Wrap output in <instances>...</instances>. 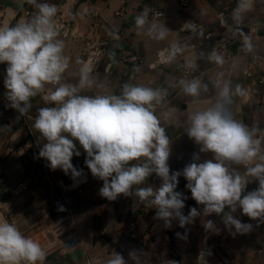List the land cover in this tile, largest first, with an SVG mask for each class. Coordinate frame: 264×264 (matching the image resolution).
Listing matches in <instances>:
<instances>
[{"label":"crops","instance_id":"1","mask_svg":"<svg viewBox=\"0 0 264 264\" xmlns=\"http://www.w3.org/2000/svg\"><path fill=\"white\" fill-rule=\"evenodd\" d=\"M58 7L57 27L60 38L65 41V54L70 57L67 82L78 80L80 64L88 63L92 75L103 85L84 94L92 95L99 91L119 94L124 83L149 86L166 90L172 87L171 102L157 109L162 126L172 141V154L168 161L171 171H182L193 162V154L198 153L200 162L211 159V153H200L199 146L185 132L188 116L203 109L216 99L214 83L217 80L230 81L233 87L240 84L246 95L235 97L231 106L235 118L248 126H256L264 133V108L260 99L264 84L258 81L262 75L264 62V0H257L250 14L244 15L237 23L232 19V11L237 0H189L187 7L181 0H46ZM150 8L149 18L157 24H165L171 31L165 41H154L146 33H138L135 18L145 7ZM26 11L31 12L29 15ZM36 9L27 0H0V26H12L19 20L29 19ZM196 24L193 31L191 25ZM256 24L258 34L253 41L252 52L261 61L254 62L250 54L241 50L239 39L247 29ZM202 33V35H201ZM212 35L211 41L204 36ZM185 46L182 54L172 63H165L161 53L166 52L171 43ZM204 44V45H203ZM195 46V48H194ZM217 46L225 49V63L216 65L207 56L210 49ZM101 51V60H94ZM106 52V56L103 54ZM204 56L201 58L200 54ZM137 57L140 61L130 60ZM98 58V57H97ZM194 62L196 67L188 79L200 78L208 85V92H202L197 101L186 96L177 86L183 78L186 63ZM248 65L254 68L253 78L245 76ZM6 63L0 64V188L4 183L16 188L21 182H30L29 188L13 197L12 210L16 225L22 233L32 234L43 227L56 213L71 214L76 222L80 246L71 253L53 257L58 264H105L113 251L121 253L128 264L129 252L139 250L145 264H264V223H258L242 214L238 209L234 216L243 223H251L253 230L233 236L222 222V215L213 214L196 218L194 224L187 225V240L178 238L184 234L178 221L171 228L164 222L154 219L155 208H148L136 196L123 194L116 201H109L99 195L103 181L92 176L85 164L86 153L79 145V157L72 163L83 170L79 180L74 181L63 170H51V177L43 174V165L49 162L39 157V152L25 140V131L31 132L39 146V133L33 127L38 110L52 106L42 95L31 101V109L22 116L17 110L6 107L4 86ZM167 114V116L165 115ZM237 167L243 175V166ZM50 168V167H49ZM162 181L153 174L144 187L158 188ZM187 181L181 175L177 191L188 197L183 212L187 215L192 207L202 212V205L192 199L186 188ZM258 188V181H251L246 191ZM3 198H11L10 193ZM63 207V211L59 209ZM227 210V209H226ZM211 219L218 231H205L202 222ZM234 231V229H233ZM201 252L205 255L201 256Z\"/></svg>","mask_w":264,"mask_h":264},{"label":"clouds","instance_id":"2","mask_svg":"<svg viewBox=\"0 0 264 264\" xmlns=\"http://www.w3.org/2000/svg\"><path fill=\"white\" fill-rule=\"evenodd\" d=\"M27 3L36 9L29 19L0 26V64L7 65L4 95L9 102L6 107L22 116L38 95L52 105L40 108L33 124L39 133L38 141H44L39 157L49 162L51 170L61 169L74 181L79 180L83 170L72 163L74 156L81 155L78 141L86 153L87 168L93 177L103 181L99 189L101 197L109 201H116L121 194L138 197L146 207L156 209L154 219L163 221L165 228L178 221L179 227L186 231L176 235L185 240L186 226L194 224L202 214L222 215L223 224L233 236L253 230L251 223H243L234 216L238 209L250 219L264 223V133L236 119L231 107L235 97L246 95L242 85L233 87L230 81H215V102L192 112L185 128L188 137L199 146V152L211 153L212 158L200 162V155L194 153L192 163L173 172L168 163L172 141L157 112V106L167 96L166 90L126 82L119 94L99 91L84 94L103 85L83 61H77L81 65L78 80L67 82L71 76L70 57L65 54V41L57 27L58 7L46 0ZM255 4L256 0H237L233 21L239 23ZM149 14L150 8L146 6L137 15V32L146 33L154 41H165L171 31L165 24L150 20ZM184 50L185 46L173 42L161 57L165 63H172ZM242 50L248 53L254 50L250 35L242 36ZM200 56L203 58L204 54ZM207 59L216 65L225 63L215 49ZM177 86L194 102L202 92L209 91L198 77L181 78ZM8 128L3 126L0 132ZM234 165L243 166L244 174ZM153 174L162 181L160 186L144 187ZM181 175L192 199L203 206L202 212L192 207L184 214L188 197L176 190ZM253 180L258 181V188L246 191ZM59 210L64 209L61 206ZM202 225L206 232L218 231L211 219ZM46 256L38 241L23 234L15 223L0 220V264H45ZM129 259L133 264H145L139 250L130 251ZM105 264H128V260L113 251Z\"/></svg>","mask_w":264,"mask_h":264},{"label":"built area","instance_id":"3","mask_svg":"<svg viewBox=\"0 0 264 264\" xmlns=\"http://www.w3.org/2000/svg\"><path fill=\"white\" fill-rule=\"evenodd\" d=\"M180 5L182 7H187L189 5V0H181ZM250 12L251 11L247 12L244 15H248L250 14ZM262 12L264 13V8ZM26 13L29 15L31 12L26 11ZM193 27L197 29L196 24L191 25L192 30H193ZM257 31L258 29H257L256 24H253L247 29L245 34L250 35L252 38V41H254L258 34ZM204 39L205 41H211L212 35L207 34L204 36ZM239 43L242 49V37L239 39ZM214 49L219 54H224L225 52V49L219 46H217ZM214 49H210V52H212ZM241 51L244 54H250L254 62L261 61L259 55H257L256 53L254 52L248 53L243 50ZM101 53H102L101 51H98V53L96 54V58L94 60L99 62L101 60ZM103 56H106V52L103 54ZM130 60L140 61L138 60L137 57H131ZM188 64L190 66L183 67L184 68V74H183L184 79H189L192 76L195 70V67H196L194 62H189ZM261 66H262V69H261L262 75L258 82L260 84H264V62L263 64H261ZM245 76L247 78H253L254 68L252 65L247 66V69L245 70ZM172 90L173 89L171 87L163 103L161 105H158L157 109H159L160 107H166L171 102V96L169 93H171ZM260 105L264 108V93L262 94V97L260 99ZM24 135H25V140L27 144L39 152L40 146L38 142L35 140V138L33 137V135L31 134V132L25 131ZM42 169H43V174L45 176L51 177V170L47 166L46 163L43 165ZM29 186H30V182L28 181L21 182L16 188H11L6 183L2 185V187L0 188V211H1L0 219L1 220H7L10 223L16 224L17 221L14 219L13 215L11 214L15 206L13 197L19 196L21 193L26 191L29 188ZM5 193H10L11 198L8 200H5L3 198V194ZM23 234L38 241L44 247L47 253L45 264H58L57 261H52L51 259H53V257L56 259L58 257H63L64 255L71 253L73 250L77 249L78 246H80V237L77 231L76 222H75L74 217L71 214L65 215L61 213H56L52 218L49 219V221L43 227L37 229V232L34 235H31L28 233H23ZM87 264H92V262L88 261Z\"/></svg>","mask_w":264,"mask_h":264},{"label":"rangeland","instance_id":"4","mask_svg":"<svg viewBox=\"0 0 264 264\" xmlns=\"http://www.w3.org/2000/svg\"><path fill=\"white\" fill-rule=\"evenodd\" d=\"M11 214L13 215V213L11 212ZM10 215V214H9ZM0 217H1V211H0ZM10 217V216H9ZM1 220V219H0ZM34 232L31 234V235H34L36 232H37V230H33Z\"/></svg>","mask_w":264,"mask_h":264}]
</instances>
